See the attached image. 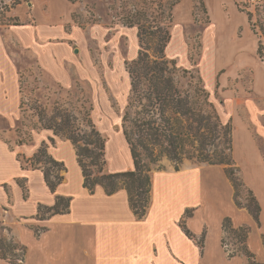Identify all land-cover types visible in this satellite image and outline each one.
I'll use <instances>...</instances> for the list:
<instances>
[{"label":"rangeland","instance_id":"obj_1","mask_svg":"<svg viewBox=\"0 0 264 264\" xmlns=\"http://www.w3.org/2000/svg\"><path fill=\"white\" fill-rule=\"evenodd\" d=\"M172 1L68 0L67 14L47 17L43 14L48 11L47 5L39 6L40 16H36L31 0H0V166L4 163L12 167L17 159L24 169L39 168L31 167L21 157L46 136L45 129L30 109L34 100H38L48 113L55 106L67 109L83 126L85 117L89 116L103 135L112 126L123 130V115L130 91L126 62L137 56L140 47L137 25L129 26L125 21L142 10L150 20L154 17L163 24L172 13L165 57L174 61L175 82L188 92L192 104L203 111L214 110L223 123L229 122L233 131L232 143L238 147L243 142L252 143L260 153V165L253 162L240 165L232 153L236 175L244 184L238 187L237 201L246 204L250 198L247 190L251 188L244 181V175L258 177L260 174V190H263L264 96L260 95L256 85L255 71L243 69L230 74L224 68L212 75L216 56L209 48L213 36H202L204 27L211 22L204 0H193V22L184 31L185 36L182 32L176 35L172 32ZM231 3L241 15L242 23L232 38L234 28L230 25L220 27V16L216 15V21L220 22L214 49L218 60L236 53L237 49L249 64L260 63L257 48L261 41L264 54V1L255 5L243 0H231ZM147 29L148 42L144 45H148V52L153 53L157 33H152L155 27ZM243 30L248 32L249 39L241 37ZM239 37L240 41L235 44L234 40ZM260 71L258 68L256 74ZM133 115L134 109L130 110V116ZM125 124L131 130V124ZM223 140L217 141L216 148L230 154ZM240 152L243 154L241 148ZM166 160L169 159L164 157L159 162L162 168ZM184 164L209 163L185 159L181 166ZM19 178L20 183L28 185L25 180L29 177ZM2 179L0 177V191L7 192L8 202L0 201V219L7 216L9 221L16 217L11 213V185L16 182L10 177L3 184ZM222 236L226 248L237 252L238 244L233 235L223 233ZM200 237L195 235L197 243Z\"/></svg>","mask_w":264,"mask_h":264},{"label":"crops","instance_id":"obj_2","mask_svg":"<svg viewBox=\"0 0 264 264\" xmlns=\"http://www.w3.org/2000/svg\"><path fill=\"white\" fill-rule=\"evenodd\" d=\"M31 1L36 16H40L38 8L41 5L48 6L47 12L42 11L47 17L67 14L69 10L68 0ZM204 4L211 22L204 27L202 36H213L209 48L215 54L214 64H217L211 67L212 75L224 68L230 74L254 69L256 85L260 88V95L264 96V61L260 59V63L249 64L237 49L236 53L230 52L232 55L218 60V54L214 51L219 23H222L220 27L230 25L234 28L233 38L242 23L241 15L236 13L231 0H204ZM192 6L193 0H180L173 7V34L182 32L185 36L184 31L193 22ZM218 14L219 23L216 21ZM243 36L249 39L246 30L242 31ZM241 37L234 40L235 44ZM221 53L224 55V52ZM258 68L261 71L256 74ZM45 131L46 136L37 146L28 153L23 151L28 157L24 154L21 157L30 158L43 141L48 142L49 136L55 138L54 144L48 145V152L54 159L63 162L67 169L64 180L55 192L49 190L39 168L24 169L17 159L12 167L4 163L0 166L2 183L6 184L10 177L15 178L16 182L11 185V213L18 218L12 217L7 221L6 216L0 220L10 228L16 242L26 247L22 264H248L245 255L228 258L222 245V221L226 216L230 217L234 227H250L248 248L254 254L255 261L264 264V189L260 190V174L258 177L244 175L243 178L260 205L261 225L245 207L236 205L234 186L223 165L184 164L176 170L169 160H166L164 168L152 170L150 203L146 214L138 218L130 206L125 188L107 194L100 185L93 192L84 187L82 170L71 141ZM103 136L106 138V171L112 173L133 169L123 130L112 126ZM232 153L240 165L243 162L260 165V153L252 143L243 142L238 147L233 142ZM19 177H29L25 180L28 185L23 183L27 187L26 198L17 182H20ZM57 195L70 198L69 211L38 218V205H54ZM0 201L8 202L4 189L0 191ZM184 226L197 237L205 231L202 248L195 238L186 235ZM0 264L9 262L0 258Z\"/></svg>","mask_w":264,"mask_h":264},{"label":"trees","instance_id":"obj_3","mask_svg":"<svg viewBox=\"0 0 264 264\" xmlns=\"http://www.w3.org/2000/svg\"><path fill=\"white\" fill-rule=\"evenodd\" d=\"M180 0H173L171 8ZM161 11V7H160ZM167 23L150 20L145 11H137L125 23L129 26L137 25L139 49L137 56L126 62V70L130 78V91L127 106L123 115V134L128 143L133 161V169L123 172L106 171V138L100 133L92 119L85 117V125H81L77 117L67 109L55 106L48 113L38 100L30 106L37 117L42 129L49 130L54 136H62L71 141L75 148L76 158L83 174V186L93 192L97 185L104 188L107 194H112L120 188L128 192L130 206L138 218L146 214L150 203L151 172L163 166L159 163L162 158L169 159L176 170H179L185 159L209 164L225 166V172L235 189V202L239 207H245L254 217L258 225L260 222V205L251 189L250 198L246 204L237 201V190L241 183L236 175L237 168L232 158V125L223 123L214 110L203 111L190 101L188 92L182 90L175 82L173 73L175 63L165 57V48L170 40V23L172 13L168 15ZM135 18V19H133ZM144 19V21L141 20ZM155 27L157 43L153 53L148 52L146 43L147 28ZM145 44V45H144ZM257 54L264 61L262 43L260 41ZM134 115L130 116V110ZM126 122L131 124V130L126 128ZM227 145L230 154H224V149L218 151L217 141L220 139ZM55 138L48 137L43 141L30 158L23 160L31 167L39 166L44 175V181L51 192L64 180L66 166L54 159L48 152V145L54 144ZM211 148L215 150L210 151ZM23 168V167H22ZM24 198L27 197V187L20 183ZM70 198L57 195L52 206L38 205L37 216L44 219L56 213L69 211ZM188 214V213H187ZM189 215V214H188ZM185 233L190 238L195 235L184 226ZM223 233H230L238 244L237 252L226 248L225 238L222 236L228 258L240 253L248 259V264H261L255 261L254 254L247 245L250 227L243 225L234 227L230 217L222 221ZM4 231L8 234L5 235ZM204 234L198 240L203 247ZM264 242V235H263ZM26 247L14 239L10 228L0 220V258L9 264H22L26 256Z\"/></svg>","mask_w":264,"mask_h":264},{"label":"built area","instance_id":"obj_4","mask_svg":"<svg viewBox=\"0 0 264 264\" xmlns=\"http://www.w3.org/2000/svg\"><path fill=\"white\" fill-rule=\"evenodd\" d=\"M243 1L246 3L252 4V5H255V4L262 3L264 0H243Z\"/></svg>","mask_w":264,"mask_h":264}]
</instances>
